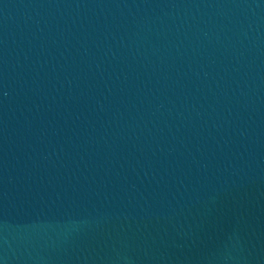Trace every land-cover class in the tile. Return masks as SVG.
Wrapping results in <instances>:
<instances>
[{
	"label": "water",
	"instance_id": "water-1",
	"mask_svg": "<svg viewBox=\"0 0 264 264\" xmlns=\"http://www.w3.org/2000/svg\"><path fill=\"white\" fill-rule=\"evenodd\" d=\"M0 264H264V0H0Z\"/></svg>",
	"mask_w": 264,
	"mask_h": 264
}]
</instances>
